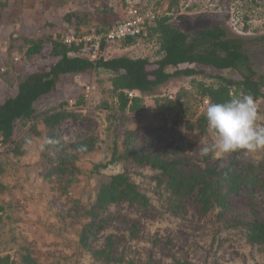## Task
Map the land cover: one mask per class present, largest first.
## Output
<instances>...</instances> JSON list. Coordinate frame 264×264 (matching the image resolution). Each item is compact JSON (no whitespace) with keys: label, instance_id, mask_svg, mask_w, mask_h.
<instances>
[{"label":"rangeland","instance_id":"1","mask_svg":"<svg viewBox=\"0 0 264 264\" xmlns=\"http://www.w3.org/2000/svg\"><path fill=\"white\" fill-rule=\"evenodd\" d=\"M0 3L3 4L0 104L16 94L23 77L48 70L58 61L50 56L48 42H44L40 56L25 61L27 47L23 38L53 36L61 41L72 33L82 39L92 31L110 29L127 15L125 0H0ZM133 3L139 10L153 11L157 19L168 17L172 27L187 35L221 27L229 38L243 39L250 68L264 78V42L257 40L264 36V0H133ZM59 36H63L61 40ZM158 39L156 34L145 35L128 47L113 44L102 58H147L154 63L160 57ZM205 70L213 78L197 75L173 79L155 94L143 96L144 109L139 114L119 112L111 92V73L90 70L61 75L55 89L34 103V110L38 114L52 113L59 104L67 102L66 110H73L76 117L54 131L45 128L42 118L18 123L7 144L0 137V256H9L15 264H27L24 257H29L33 264H106L97 260L93 251L103 249L107 237H111L112 257L116 261L108 264H264L262 249L247 242L242 227H229L220 220L219 209L202 214L192 197H187L178 211L171 212L170 207L176 201L170 199L164 185H158L160 172L150 166L129 159L110 163L98 172L94 170L95 165L110 162L114 146L118 155L124 154L122 139L128 131L136 132L130 145L137 152L152 151L184 159V168L204 170L205 158L215 165H226L227 155L220 159L201 157L199 140L207 141L210 134L200 135L198 130L187 127L195 123L207 105L200 103L197 83L215 86V77L228 75L226 71ZM230 76L234 80L240 78L233 72ZM86 93L89 97L85 99ZM179 94L185 105L179 117L161 115L166 101H174ZM82 97L85 103L73 108ZM256 104L258 123L264 124V102ZM89 139L95 142L91 152L71 149ZM51 140L52 144L61 142L67 153L75 155L68 163V177L45 178V156L51 153L47 148ZM243 159L257 167L264 162V152L244 153ZM119 173L127 175L148 198L147 208L127 202L111 204L98 218L103 229L92 238L87 249L80 248L79 235L88 221L84 213L95 203L99 187ZM229 203L232 210L227 215L264 222V193L259 190L255 189L251 200L237 195ZM251 203L254 212H250ZM132 229H135L133 237Z\"/></svg>","mask_w":264,"mask_h":264},{"label":"trees","instance_id":"2","mask_svg":"<svg viewBox=\"0 0 264 264\" xmlns=\"http://www.w3.org/2000/svg\"><path fill=\"white\" fill-rule=\"evenodd\" d=\"M0 6H3L0 3ZM142 13L153 11L140 8ZM168 17L155 19L152 22L145 23L144 31L140 36L134 39H124L121 42L124 47L132 45L135 40L143 36L157 35L159 40V59L151 63L147 58L131 59L128 57H118L103 59L102 55L108 48L101 43L97 59H89L81 55L82 44L71 46L57 41L53 36L48 38L27 39L23 38L26 45L25 61H29L35 55H41L44 42L51 45L50 56L57 58L58 61L48 70L29 73L23 77L17 84V92L14 96H8L0 104V137L3 144H7L13 136L16 125L27 124L31 121H37L42 118V124L50 131L65 122L68 119L75 118L73 110L67 111V102L57 106V109L50 112L36 113L34 103L41 97L50 94L56 86L61 75L80 74L90 70H102L111 73L110 80L111 92L116 97L118 110L125 114H139L143 111V96L153 95L157 90L170 80L182 77H194L197 75L210 76L207 70L226 71L238 74L239 79L234 80L231 76H217L215 86L197 83V95L200 103L211 101L213 103L223 102L231 97L239 96L241 93L251 94L255 102H264V78L258 76L249 65V58L244 52L245 41L241 38L236 40L229 38L225 29L219 27L213 30H200L194 35L175 29L169 23ZM116 25V24H115ZM114 26V25H113ZM112 26V27H113ZM111 27V28H112ZM110 28V29H111ZM108 30L95 31L96 33L108 32ZM75 35V34H74ZM75 37H77L75 35ZM257 40L264 42V36L257 37ZM116 44V43H115ZM181 65L189 67L181 69ZM200 66L203 68L190 67ZM153 67V68H152ZM170 70V71H168ZM132 94V97L128 96ZM139 94V95H138ZM86 99V98H85ZM158 102V100H156ZM182 102V95H178L174 101L167 100L165 107L160 111L161 115H173L179 117L185 106ZM84 102L82 97L73 108H79ZM207 106V105H206ZM205 112V111H204ZM188 129L198 130L200 135H205L206 120L204 113L196 119L194 124H188ZM136 132L128 131L124 134L122 145H124V154L118 155L116 146L113 147L111 160L108 163L95 165L94 170L107 168L110 163L120 160H131L138 165H148L160 172L158 185H164L170 199L176 201L170 207L171 212L180 209L181 202L192 197L193 203L198 206V211L206 214L215 208L219 209V219L224 221L229 227H242L246 233V240L251 245L259 246L264 254V222L238 220L235 215H227L232 207L229 200L237 195L245 196L247 199H253L255 189L264 193V162L257 167L243 159L244 153H233L227 155L226 165H215L214 162L205 158L206 167L204 170L189 166L184 168V159L169 158L162 154L152 151L137 152L131 148ZM57 137V136H55ZM94 140L89 139L73 145L71 149L78 153H88L94 148ZM51 153L45 156L46 175L51 177H68V163L75 158L64 150L63 144L51 142L47 145ZM52 150L53 153H52ZM60 151V154L55 152ZM246 164H242V161ZM127 202L137 204L142 208H147L148 198L140 193L137 186L133 184L129 177L123 173L115 174L109 177L107 182L103 183L96 194L95 203L86 211L85 219L88 221L82 226L79 235L78 244L80 248L87 249L89 242L96 236L99 230L103 229L99 225V217L102 212L111 204ZM250 212H254L253 204H249ZM135 230V229H134ZM131 231V237L134 235ZM114 243L111 237H107L105 247L99 251H93V256L97 260H103L104 263L115 262L113 259ZM23 260L27 264H33L29 257ZM0 264H15L9 256L1 257ZM131 264V263H130Z\"/></svg>","mask_w":264,"mask_h":264},{"label":"clouds","instance_id":"3","mask_svg":"<svg viewBox=\"0 0 264 264\" xmlns=\"http://www.w3.org/2000/svg\"><path fill=\"white\" fill-rule=\"evenodd\" d=\"M204 117L210 139L199 140L201 157L220 159L239 152H264V124L258 123V106L251 94L208 101Z\"/></svg>","mask_w":264,"mask_h":264},{"label":"built area","instance_id":"4","mask_svg":"<svg viewBox=\"0 0 264 264\" xmlns=\"http://www.w3.org/2000/svg\"><path fill=\"white\" fill-rule=\"evenodd\" d=\"M125 6L127 12L125 20L114 25L108 32L96 33L92 31L91 34L82 39H77L75 35L71 33L66 35L63 43L68 46H71L73 43L76 45L82 44L79 53L87 56L89 59L95 60L99 55L101 43L110 47L124 39L137 38L144 31L145 23L154 21L156 16L151 12L142 13L137 9L136 5H134L133 0H125ZM128 96L132 97V94L128 93ZM86 97H89V93H86L85 98ZM205 104H207L206 101Z\"/></svg>","mask_w":264,"mask_h":264},{"label":"crops","instance_id":"5","mask_svg":"<svg viewBox=\"0 0 264 264\" xmlns=\"http://www.w3.org/2000/svg\"><path fill=\"white\" fill-rule=\"evenodd\" d=\"M108 48H110V47H108ZM111 87V86H110Z\"/></svg>","mask_w":264,"mask_h":264}]
</instances>
